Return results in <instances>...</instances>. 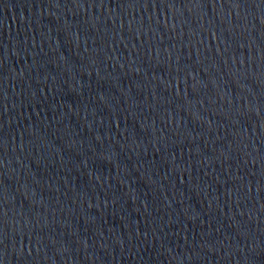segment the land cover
<instances>
[{
    "label": "water",
    "instance_id": "1",
    "mask_svg": "<svg viewBox=\"0 0 264 264\" xmlns=\"http://www.w3.org/2000/svg\"><path fill=\"white\" fill-rule=\"evenodd\" d=\"M0 264H264V0H0Z\"/></svg>",
    "mask_w": 264,
    "mask_h": 264
}]
</instances>
